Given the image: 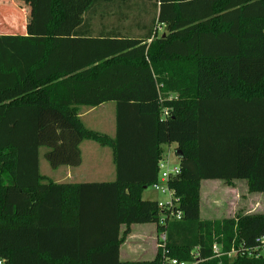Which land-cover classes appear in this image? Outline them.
Wrapping results in <instances>:
<instances>
[{
    "label": "trees",
    "instance_id": "16d2710c",
    "mask_svg": "<svg viewBox=\"0 0 264 264\" xmlns=\"http://www.w3.org/2000/svg\"><path fill=\"white\" fill-rule=\"evenodd\" d=\"M130 1L0 0V264H166L192 251L197 264H264L244 250L264 216L199 218L202 181L264 193V0H137L155 8L147 26ZM101 6L122 11L108 15L116 23L92 24ZM106 103L113 138L78 116ZM82 141L111 149L114 181L41 175L40 149L51 169L77 167ZM162 145L180 152L167 185L181 220L160 226L157 202L141 194ZM144 224L164 246L120 262L130 226ZM214 244L237 253L213 258Z\"/></svg>",
    "mask_w": 264,
    "mask_h": 264
},
{
    "label": "rangeland",
    "instance_id": "374dc122",
    "mask_svg": "<svg viewBox=\"0 0 264 264\" xmlns=\"http://www.w3.org/2000/svg\"><path fill=\"white\" fill-rule=\"evenodd\" d=\"M130 3H134L136 7H138V19L139 23L143 24L145 26L151 24L154 16H155V8L148 2L146 5L144 2H140L137 0H131ZM113 4V3H112ZM108 7V6H107ZM107 7L101 6L98 11V15L93 20V25L95 27L98 26L100 23H106L107 21H111L113 23H116V18L114 15L109 16L110 12H122L121 10L116 11L114 8L115 6L108 7V10L106 11ZM119 7V6H118ZM116 13V14H117ZM102 14H105L101 17ZM132 17H136V13H132ZM111 18V19H110ZM127 21L123 22V25H126ZM164 33L163 28H157V35H161ZM161 87V86H160ZM168 95V94H167ZM173 95H169V97H172ZM112 104H108L103 106L102 109L106 110V112L112 111ZM99 114V110L97 112ZM110 116L106 114L104 119H109ZM101 120V119H100ZM94 125V123L92 124ZM44 149L40 150V173L45 178H48L50 180L51 174L53 173V170L49 168L48 164L45 162V160L42 157V152ZM162 151V159H164L167 163L170 165H175L178 162V157L176 155L175 151V145H162L161 146ZM90 157H88L87 163L89 161ZM93 163L94 160H93ZM95 165V164H93ZM92 165V167H93ZM142 199L150 200V201H156V202H163L166 200L165 196H162L160 194L155 193L150 187L145 189L142 192L141 195ZM199 197H200V204H201V211L202 213H209L212 215V219L210 221H216V220H222V219H228V218H234L238 215H262L264 216V193L262 194H251L247 192V188L245 183L242 181L235 182V183H225L221 181H202L200 182L199 186ZM203 214V215H204ZM136 227H144L143 231L147 234L150 233V237L152 238L154 234V225L153 224H147L143 226H134V229H138ZM156 232V231H155ZM129 240V243L133 245L135 248H140L141 245L139 243V239L133 235L128 237V235L124 238V240ZM124 240L122 244L124 243ZM150 247L154 246V249L157 250L159 248L160 243L158 242V238H155V242L152 243L151 241L148 243ZM144 248H148L147 245H144ZM147 258H152V255H150ZM123 259H126V255H123ZM232 260V257L230 258V261ZM167 264V261H166Z\"/></svg>",
    "mask_w": 264,
    "mask_h": 264
},
{
    "label": "crops",
    "instance_id": "0c3cea01",
    "mask_svg": "<svg viewBox=\"0 0 264 264\" xmlns=\"http://www.w3.org/2000/svg\"><path fill=\"white\" fill-rule=\"evenodd\" d=\"M109 103L100 105L96 108H86L81 107L78 111V116L82 121L83 125L90 130L99 132L103 135H106L109 138L114 137L115 133V115H114V104H112V111L106 112L102 109L103 106L108 105ZM99 110V114H97ZM106 114L110 116L109 119H104ZM101 119V120H100ZM94 123V125H92ZM41 150V149H40ZM79 151L81 156V163L77 167L69 166H60L56 169H52L53 173L51 174L50 181L53 183H70V184H81V183H102V182H112L115 179V168L112 159V151L109 147L99 146L98 144L92 141H82L79 144ZM40 155V151H39ZM43 157V152H42ZM88 157H90L88 163ZM93 160L95 163H93ZM95 164V165H93ZM93 165V167H92ZM39 171H40V159H39ZM240 182V181H234ZM242 182V181H241ZM142 195V194H141ZM142 198V197H141ZM145 200V199H143ZM202 213L201 204L199 206V218L200 220L210 221L212 215L209 213ZM147 225V224H144ZM134 226H143V225H131L129 230L128 237L135 235L139 240L141 247L135 248L129 243V240L125 239L124 243L119 247V261L120 262H134V261H150L155 253L156 249L154 246L150 247L148 243L151 241L155 242L157 238L156 230L154 229V234L152 238L150 233L144 232V227ZM155 228V227H154ZM124 229L123 226L120 227V232ZM144 245H147L148 248H144ZM123 255H126V259H123ZM152 255V258H147ZM42 258H46V255H42Z\"/></svg>",
    "mask_w": 264,
    "mask_h": 264
},
{
    "label": "built area",
    "instance_id": "2783aa9c",
    "mask_svg": "<svg viewBox=\"0 0 264 264\" xmlns=\"http://www.w3.org/2000/svg\"><path fill=\"white\" fill-rule=\"evenodd\" d=\"M167 115V110H162V116ZM157 181L150 187L155 193L166 197L163 202H157V207L160 211V217L158 220V225H165L168 222L181 220V213L176 211L178 206V199L174 197L173 193L168 189V182L173 180L179 175L178 164L170 165L164 159H161L157 165ZM159 247L162 248L165 243V235L161 233L157 236ZM254 248L252 252L247 249L246 255L248 257H263L264 256V233L258 236L254 242ZM213 258L219 259L221 257H228L229 259L235 256L237 252L231 250L229 253H224L219 245H212L211 247ZM199 262L198 257L191 252L189 261H177L175 259L167 260V264H197Z\"/></svg>",
    "mask_w": 264,
    "mask_h": 264
},
{
    "label": "water",
    "instance_id": "95a60500",
    "mask_svg": "<svg viewBox=\"0 0 264 264\" xmlns=\"http://www.w3.org/2000/svg\"><path fill=\"white\" fill-rule=\"evenodd\" d=\"M177 157L180 155V152H176Z\"/></svg>",
    "mask_w": 264,
    "mask_h": 264
}]
</instances>
